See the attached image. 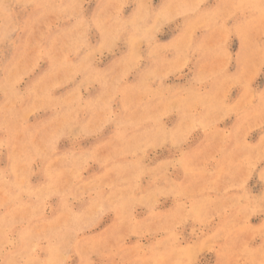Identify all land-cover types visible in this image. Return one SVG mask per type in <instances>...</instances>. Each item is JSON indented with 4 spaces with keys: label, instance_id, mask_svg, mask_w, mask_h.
Listing matches in <instances>:
<instances>
[{
    "label": "rangeland",
    "instance_id": "374dc122",
    "mask_svg": "<svg viewBox=\"0 0 264 264\" xmlns=\"http://www.w3.org/2000/svg\"><path fill=\"white\" fill-rule=\"evenodd\" d=\"M0 264H264V0H0Z\"/></svg>",
    "mask_w": 264,
    "mask_h": 264
}]
</instances>
